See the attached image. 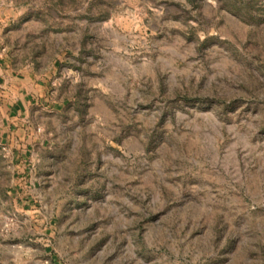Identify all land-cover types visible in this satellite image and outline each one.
<instances>
[{
  "label": "rangeland",
  "instance_id": "obj_1",
  "mask_svg": "<svg viewBox=\"0 0 264 264\" xmlns=\"http://www.w3.org/2000/svg\"><path fill=\"white\" fill-rule=\"evenodd\" d=\"M0 73L4 264H264V0H0Z\"/></svg>",
  "mask_w": 264,
  "mask_h": 264
},
{
  "label": "crops",
  "instance_id": "obj_2",
  "mask_svg": "<svg viewBox=\"0 0 264 264\" xmlns=\"http://www.w3.org/2000/svg\"><path fill=\"white\" fill-rule=\"evenodd\" d=\"M1 74V73H0ZM22 101H16L12 105L8 107V117H16L20 114V104ZM9 130V129H8ZM7 132L5 129L2 132V135ZM8 137V134L6 133V136ZM3 140L4 137H1ZM25 159L21 158L19 160L20 163L24 162ZM43 240V239H42ZM38 243L35 244V247H38L39 249H35L34 251H30L26 257L28 258L29 262H33L34 264H58L59 261H57V258L53 255V253L46 252L45 250V243L44 241H38ZM6 263L5 264H19L20 257L18 255H14L12 253H9L5 256ZM0 264H4L3 257L0 256Z\"/></svg>",
  "mask_w": 264,
  "mask_h": 264
}]
</instances>
